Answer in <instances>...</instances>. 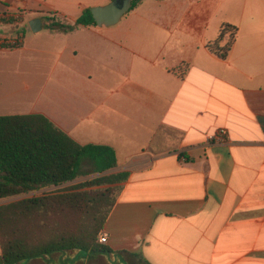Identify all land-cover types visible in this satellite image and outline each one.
Instances as JSON below:
<instances>
[{"label": "crops", "instance_id": "crops-1", "mask_svg": "<svg viewBox=\"0 0 264 264\" xmlns=\"http://www.w3.org/2000/svg\"><path fill=\"white\" fill-rule=\"evenodd\" d=\"M111 1L0 0L24 29L0 49V116L43 114L114 148L105 175L126 179L103 230L113 264H264V0H142L114 26L69 33L43 20ZM227 24L222 58L208 46Z\"/></svg>", "mask_w": 264, "mask_h": 264}, {"label": "trees", "instance_id": "trees-1", "mask_svg": "<svg viewBox=\"0 0 264 264\" xmlns=\"http://www.w3.org/2000/svg\"><path fill=\"white\" fill-rule=\"evenodd\" d=\"M141 1L132 0L131 10ZM43 20L51 31L65 33L97 25L90 8L74 23L54 14ZM19 32L24 29L15 31ZM236 35L235 26L224 25L208 47L226 58ZM85 161L99 177L0 205V264H113L117 257L98 243V234L119 193L114 185L126 179V175H105L117 167L111 146L80 144L43 114L0 116V201L74 182L87 175Z\"/></svg>", "mask_w": 264, "mask_h": 264}, {"label": "water", "instance_id": "water-1", "mask_svg": "<svg viewBox=\"0 0 264 264\" xmlns=\"http://www.w3.org/2000/svg\"><path fill=\"white\" fill-rule=\"evenodd\" d=\"M132 0H113L103 6L91 7V13L98 26H114L131 10ZM33 32L42 29V20L35 18L29 23Z\"/></svg>", "mask_w": 264, "mask_h": 264}, {"label": "built area", "instance_id": "built-area-1", "mask_svg": "<svg viewBox=\"0 0 264 264\" xmlns=\"http://www.w3.org/2000/svg\"><path fill=\"white\" fill-rule=\"evenodd\" d=\"M0 19H5V20H11L13 22V26L16 30H21V21H22V16L20 14H10V13H5L0 15ZM1 24V22H0ZM24 40V33L19 32V34H14V36L6 39H0V46H3L5 44H10L14 46H20L23 44ZM2 49V48H0ZM228 132L226 129H221L218 133L215 135H211L208 140L209 141H220V140H225L227 138ZM108 242V234L105 231H100L98 234V243L101 245H106Z\"/></svg>", "mask_w": 264, "mask_h": 264}, {"label": "rangeland", "instance_id": "rangeland-1", "mask_svg": "<svg viewBox=\"0 0 264 264\" xmlns=\"http://www.w3.org/2000/svg\"><path fill=\"white\" fill-rule=\"evenodd\" d=\"M83 169H84L85 173H87V175L79 178L78 180H76L74 182H71V183H68V184H65V185H62V186H59V187H55V186L54 187H50V188H47V189H45L43 191H38L36 193L27 194L24 197H17V198H12V199H8V200H2V201H0V205L7 204V203H10L12 201L19 200V199H22V198H25V197L40 196V195H42L43 192L48 193V192H53V191L64 190L66 187H69V186H72V185H75V184H79V183H82V182H85V181H89V180H92V179L97 178V177L100 176V174H93L92 173L93 168H92V166H91L89 161H85L84 162ZM118 263H121V262L117 261V264ZM96 264H99V263H96ZM100 264H105V263H100Z\"/></svg>", "mask_w": 264, "mask_h": 264}]
</instances>
